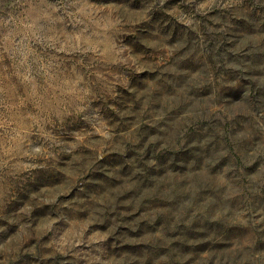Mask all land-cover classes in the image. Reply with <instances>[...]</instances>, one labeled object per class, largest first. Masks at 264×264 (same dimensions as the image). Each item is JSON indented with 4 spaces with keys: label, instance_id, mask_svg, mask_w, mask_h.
I'll return each mask as SVG.
<instances>
[{
    "label": "rangeland",
    "instance_id": "obj_1",
    "mask_svg": "<svg viewBox=\"0 0 264 264\" xmlns=\"http://www.w3.org/2000/svg\"><path fill=\"white\" fill-rule=\"evenodd\" d=\"M0 264H264V0H0Z\"/></svg>",
    "mask_w": 264,
    "mask_h": 264
}]
</instances>
